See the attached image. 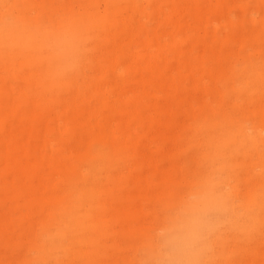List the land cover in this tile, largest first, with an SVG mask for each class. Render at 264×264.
<instances>
[{
	"label": "rangeland",
	"instance_id": "374dc122",
	"mask_svg": "<svg viewBox=\"0 0 264 264\" xmlns=\"http://www.w3.org/2000/svg\"><path fill=\"white\" fill-rule=\"evenodd\" d=\"M180 4L198 6L204 14L193 25H185L188 19L192 20L194 12L192 8H185L186 5L181 7ZM87 10L116 25L110 32H105L101 20H97L93 31L99 36L116 35L121 38V27L129 23L134 26L130 29L133 34L139 32L137 36L144 41L154 39L166 48H170L175 36L185 40L179 54L167 51L160 60H150L143 65L142 71L149 79L159 74L164 80V83H153L147 92L136 89L126 72L113 75L121 92L109 96L108 100L119 101L116 104L118 110L122 109L124 103L123 108L128 112L159 114L157 121L161 123L150 131L147 127L137 130L140 141L135 157L123 158L122 163L114 160L105 162L108 167L106 174L110 179L127 173L129 169L135 168V172L122 184L124 198L114 195V199L108 197L98 203H112L106 205L105 214L109 224L105 230L102 232L94 228L88 232L98 244V249H90L87 245L74 249L80 232L77 220L72 215V207L84 201H79L73 194L79 189L77 185L61 184L58 187L61 195L71 193V196L70 207L65 212L57 213L51 212V207L39 210L26 202L31 192L20 189L19 180L22 177L19 170L1 174L0 264L171 263L177 254L166 246L164 238L177 218L186 214L182 213V202L192 203V198L200 191L176 187L169 192L170 198L167 200L157 203L153 198L159 197L163 179L179 176L180 170L188 174L186 177L193 184H198L200 179L210 174L217 177L224 175V171H219V166L206 160L209 159V152L203 144V136L199 137L197 144H193L187 138V133H195L198 124L206 118L215 123L229 116L239 123L246 137H256L257 141L256 146H252L248 144L249 139H244L243 142L232 143L225 151L223 157L226 165L247 164L252 172L251 176L246 170H236L232 183L238 186L240 193H245L255 184L253 177L257 178L261 182V185H257V194L263 206L252 212L258 219L252 226L247 225L245 215L249 213L245 212L243 206L246 203L240 196L229 197L226 204L219 201L212 204L213 208L205 212L201 219L207 225H211L210 219H216L215 229L204 234L207 249H197V260L186 253L180 254V264H264V170L261 166L264 164V78L258 85L250 86L249 90L257 87L254 93L249 90L244 92L241 81L230 73L223 79L227 68H241L244 60L252 62L264 76V0H0V28L12 22L15 25L30 23L36 27L49 25L55 30L65 29L66 14L75 15ZM177 24L183 27L178 30ZM256 34L259 37L257 43L251 40ZM3 45L4 36L0 34V46ZM96 45L95 38L87 40L85 44L88 50ZM204 51L207 57L199 61L203 73L186 79L181 71L183 65L194 66L197 61L192 59V54L202 56ZM53 53V45L47 43L43 46L42 55L50 56ZM0 58L4 63V66H0V117L9 114L5 112L6 103L17 106L12 113L16 120L4 122L5 119L0 123L3 134L12 138L22 137L23 127L19 119L26 121L31 115L37 117V125L31 130L36 137L42 134L45 126L54 127L58 132L60 127H57L67 120L64 113L66 104H72L69 110L78 114L84 103H88L89 108L84 106L86 111L76 115L79 128L70 133L66 143L61 144L62 151L57 162L60 165H75L79 152L88 148L95 151L107 141L120 147L125 145V138L117 130L118 127H113L106 118L107 111L102 108L104 96L89 92L96 81L102 88L98 79L100 71L95 68L94 72H90L87 65L91 63H84L80 57L75 65V74L71 77H77V80H73L72 90L67 93L53 92L48 97L46 109H43L42 105H38L43 102L37 98L43 95H38L42 90L28 83V79L33 83L40 72L34 71V68H9L13 63L11 52H0ZM135 93L141 94L140 102L138 105L131 103L128 107V100ZM127 123L134 125L128 119ZM224 125L229 127L231 123ZM86 135L92 139L89 140ZM46 139L54 142L55 135L49 134ZM178 151L181 153L177 154ZM153 156L155 162L152 164ZM31 161L30 156H24L21 162L31 164ZM80 168L90 175L91 188L97 187L95 179L99 178V172L92 168L87 171L83 166ZM193 169L198 171L197 175L191 173ZM147 172L150 176L145 179ZM141 180L150 185L149 191L143 195L139 189H134ZM9 182H16V188H7L5 184ZM31 185L35 186L36 182H31ZM219 187L224 191L223 183ZM213 191L217 192V187ZM134 192L147 199L140 202L125 199L127 194L129 196ZM190 193H193V197ZM217 195L211 194L210 199L214 200ZM255 203L252 202L253 205ZM125 212L128 217L121 216ZM51 214L53 220L45 230L41 227L42 219ZM232 218L236 220L235 225H230ZM243 225L247 229L241 233L240 227ZM144 231L149 232L151 241L143 234ZM150 242H153L154 245L150 247L154 249H146ZM227 254H231L229 258H225Z\"/></svg>",
	"mask_w": 264,
	"mask_h": 264
},
{
	"label": "bare ground",
	"instance_id": "6f19581e",
	"mask_svg": "<svg viewBox=\"0 0 264 264\" xmlns=\"http://www.w3.org/2000/svg\"><path fill=\"white\" fill-rule=\"evenodd\" d=\"M184 5H186L185 8H192L194 12L192 20L188 19L185 25H193L198 21L197 18L203 15L204 12H200L198 6L191 4H180L179 6L183 7ZM97 20H101L105 32H110L116 27L114 23L107 22V19L103 16H95V14L88 13L87 10L85 13L75 15L66 14L64 18L65 29L55 30L49 25L36 27L32 26L30 23H24V27L23 25H15L12 22L4 26L3 29L0 28V34L4 36L5 43V45L0 46V52H11L12 55L13 63L9 68H34V71L40 72L39 77L34 78L33 83L29 79L28 83L42 90V93L38 95H43L37 96V98H39V101L43 102L38 104L42 105L43 109H46L48 97L53 92L66 91L65 93H67L72 90L73 80H77V77H71L80 57H82L81 61L84 63L92 64L87 65L89 66L90 72H94L95 68H98L100 71L98 79L102 88L100 89L96 81L89 92L91 94L101 93L104 96L102 108L107 111L106 118L113 127H118L117 130L125 138V145L121 147L120 145L107 141L104 142L105 145L102 148L100 147L95 151L88 148L79 152L76 155L77 162L75 165H60L57 161L62 151L61 144L66 143L69 140L70 133L79 128L76 115L85 112L86 108H84V106L89 108L88 103H84L79 109L78 114H74L69 110L72 108V104H66L64 113L67 116V120L64 124L57 127H60L58 132L55 131L54 127L45 126L40 136L36 137L33 135L31 130H34L35 125H37V117L34 115L29 116L26 121L19 119L23 127L22 137L12 138L9 135L3 134L0 129V161L3 165V167L0 168V175L13 170H19L21 172L22 178L19 180V187L26 192H31V196H29L28 200L26 199V202L30 206H35L39 210H43L45 207H51V212H65L67 208L70 207L69 198L71 193H64V195H61L58 191V187L61 184L78 186L79 189L73 194L78 197L79 201L80 199L84 200L85 206H83V201L81 204L73 205L72 207V215L73 218L77 220L76 224L80 232L78 239L75 241L74 249H81V245H87L90 249L99 248L96 241L89 236L88 232L94 228H99L102 232L105 230V227L109 224L105 214V210H107L106 205L112 203L111 201H109L110 203H106V205H98V203L100 200H104L108 197L114 199V195L123 197V190H121L122 184L124 180H127L135 172V168L133 170L129 169L127 172L129 175H127V173L123 175L119 174L114 179H110L106 174L108 167L105 162L114 160L122 163L123 158L135 157L137 154L136 148L140 141V135L137 130L142 127H147V130L150 131L161 123L157 121V116L159 114L142 115L141 112L138 111L128 112L123 108L125 105L124 103V105L122 104V109L118 110L116 104L119 101L108 100L109 96L121 92V87H119V84L113 77L114 73L126 72L131 78V84L136 89L138 88L140 91L147 92L153 87V83H164V80L159 74L149 79L147 75L144 74L145 72L142 71L143 65L150 60H160L167 51L171 54H179L180 46L185 43L183 37L180 36L174 37L170 48L162 46L160 42L154 39L151 41H144L137 36L139 32L133 34L130 31L134 26L129 23L121 27V38L116 35L99 36L98 34H94L93 31L94 24L97 23ZM182 27L181 25H176L178 30ZM137 30H139V28ZM92 38L97 40V45L94 49L88 50L85 44L87 40ZM251 40L257 43L259 41L258 35L256 34L253 36ZM62 41L66 43L62 44ZM31 43H33V46L29 47ZM47 43L54 46V53L50 56L42 55L43 46ZM101 53L103 55H101ZM206 55L207 53L205 51L202 53V56L198 55V53L192 54V59L197 61V63L194 66H188L187 64L183 65L181 71L184 72V77L186 79H192L196 74L203 73L199 61L201 58H206ZM0 66H4L1 58ZM254 66L252 62L244 60L241 68H227L223 73V79H225L228 73L234 75L241 81L243 91L247 92L251 88V85H258L264 78L261 71ZM174 69H177V67H174ZM77 76L79 78V74ZM93 79L95 80L94 77ZM68 83L71 85L70 87H68ZM256 90L257 87L249 91L254 93ZM1 91L0 80V92ZM140 99L141 94L135 93L130 99L131 101L128 100L129 103L127 106L129 107L131 103L138 105ZM250 100L251 102L253 101L251 97ZM5 107V112L9 114L0 117V123L5 119L4 122L16 120L15 116H12V113L16 111L17 106L6 103ZM126 117L130 122H134L133 126L127 123V119H124ZM225 123H231V125L228 127L224 125ZM49 134L55 135L54 142H50L46 139V136ZM201 135L203 136V144L209 152V159L206 160L212 165L219 166V171H224V175L217 177L210 174L208 177L200 179L198 184H193L188 181L186 177L188 174L185 175L184 171L180 170L179 176H171L163 179L160 184L161 193L159 197L153 198V201L157 203L167 200L170 198L169 192L176 187H185L189 189V191H200L195 194V197L199 199L196 202L194 213H198V215L195 216L199 221L202 239L194 250L186 253L188 256L193 257L194 260H197V249H207L203 241L204 234L215 229L213 226L216 223V219H210L209 222L211 225L208 223L209 226L201 219H203V214L205 212H208V210L217 204V201L221 204H226L229 197L240 196V199L246 203L243 206L245 212L247 211V213H249V215H245V219L248 223L247 225L252 226L258 220L252 212L255 211V208L257 209L263 206L257 194V185L259 183L261 185V182H259L257 178L253 177V182L255 184L251 185L250 190L245 193H240L238 186L232 183L233 177L236 178L234 175L236 170L237 172L246 170V172L252 176L250 165L240 163L234 166H228L223 157L225 151L232 143H239L243 142L244 139H249L248 144L256 146V137H246L239 123L230 116L228 118L223 117L220 121L215 123L210 121L209 118H206L205 121L198 124L195 133H187V138L194 142L193 144H197L196 142ZM86 136L89 140L92 139L89 135ZM178 153H181V151H178L177 154ZM15 154L18 155L15 156ZM24 156H30L32 158L31 164H22L21 161ZM154 162L155 157L153 156L151 163L153 164ZM81 166L85 167L87 171L89 168H92L99 172V178L95 179L98 185L97 187L91 188V177L89 174L86 175L84 170L81 171ZM261 166L264 170V164ZM136 169L139 170V168ZM191 173L197 175L198 171L193 169ZM149 176L148 172L145 173V179L149 178ZM31 182H36V185L32 186ZM222 183L224 191L219 187ZM5 185L9 189L16 188V182H9ZM216 187L217 192H214L213 189ZM1 188L2 187H0V191ZM134 189H139V192L143 195L149 191L150 185L141 180L135 184ZM215 193H218V195L214 200H211V194ZM190 195L193 197V193H190ZM125 199L131 200L132 202H140L146 200L147 197L134 192L129 196L127 194ZM253 201H256V205L252 204ZM192 203L191 201H183L182 213L192 214L190 210V205H192ZM212 204L214 205L212 206ZM89 211L91 213H89ZM121 216L128 217L126 212L122 213ZM5 220L6 219H3V221ZM52 220V214L49 215L48 218L42 219L41 227L45 230L48 229ZM224 222L226 223V220H224ZM235 224L236 220L232 218L230 220V225ZM246 229L247 226H241V233L246 231ZM60 232H62V230ZM143 234L151 241V239H149L151 237L149 232L144 231ZM164 242L166 246L170 248L167 243V237L164 238ZM150 245H154L153 242H150L146 249H154L151 248ZM230 255L231 254H227L225 258H229ZM175 257L176 258L173 259L171 263L165 261L163 264H180L182 260L180 254H177Z\"/></svg>",
	"mask_w": 264,
	"mask_h": 264
},
{
	"label": "clouds",
	"instance_id": "9594fccd",
	"mask_svg": "<svg viewBox=\"0 0 264 264\" xmlns=\"http://www.w3.org/2000/svg\"><path fill=\"white\" fill-rule=\"evenodd\" d=\"M66 43L65 41L61 42ZM199 198L193 197L190 205L192 214H184L177 218L167 233V243L175 254H185L194 250L202 239L199 221L194 215L196 202Z\"/></svg>",
	"mask_w": 264,
	"mask_h": 264
}]
</instances>
